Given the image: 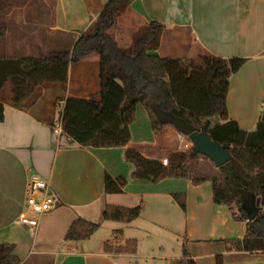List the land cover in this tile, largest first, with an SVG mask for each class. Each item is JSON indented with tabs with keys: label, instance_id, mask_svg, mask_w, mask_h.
Returning <instances> with one entry per match:
<instances>
[{
	"label": "crops",
	"instance_id": "crops-1",
	"mask_svg": "<svg viewBox=\"0 0 264 264\" xmlns=\"http://www.w3.org/2000/svg\"><path fill=\"white\" fill-rule=\"evenodd\" d=\"M106 2L52 0L49 31L72 42L96 20ZM12 16L0 23V57H22L34 47L40 51L42 44L29 41V34L22 33L32 32L27 21L17 23L21 35L10 33L15 27L9 19ZM151 20L164 25L156 53L168 58L167 79L179 102L207 114L212 123L234 119L241 129L253 130L264 106V0H132L109 32L119 46L128 47L133 34ZM220 80L224 88L216 90ZM100 88V61L94 52L68 66L66 82L38 85L21 107L13 105L11 81L3 84L0 243L17 246L25 232L32 230L18 217L24 208L27 180L37 174L50 183L57 202L41 215L35 228L38 234L49 231L58 239V248L38 249L40 257L51 258L52 264H176L183 246L197 264H217L218 255L223 264H263V252L238 250L225 243V239L241 238L246 222L233 219L226 205L213 202L210 181L196 184L189 177L168 175L156 181L135 178V164L126 151L134 149L161 161L160 142L170 138L166 131L170 125H162L159 132L153 128L149 141L131 134L125 145L116 147L84 146L52 132L67 97L100 100ZM133 116L151 126L142 107L138 106ZM105 174L124 179L121 192H105ZM174 193L184 194V209ZM107 205H142V211L130 222L106 220L102 212ZM253 206L246 203L247 213ZM78 217L99 226L113 222L107 227L111 234L91 239L94 232L83 240L66 239L69 224ZM133 230L141 236L132 234ZM153 236H159L160 241L153 243ZM141 237L150 241L147 251L140 246ZM130 238L137 241L134 253L105 250L106 244H122ZM169 238L177 241L180 256L165 253L164 242ZM19 259L18 264H28L27 258Z\"/></svg>",
	"mask_w": 264,
	"mask_h": 264
},
{
	"label": "trees",
	"instance_id": "trees-1",
	"mask_svg": "<svg viewBox=\"0 0 264 264\" xmlns=\"http://www.w3.org/2000/svg\"><path fill=\"white\" fill-rule=\"evenodd\" d=\"M131 1L107 0L96 20L74 38L66 50H40L36 55L22 57L1 56L0 89L7 80L11 81L13 105L21 107L38 85L66 82L70 64L78 62L89 53H96L100 61L101 98L67 97L61 113L63 134L84 146H123L131 139L129 124L138 106L145 110L151 127L157 132L164 124L177 130L165 118H159L158 111L163 112L165 117L171 115L188 121L198 129L205 127L211 139L226 144L230 154L229 161L218 167L217 171L197 173L193 162L199 154H194L192 148L170 152L167 166L158 159L147 158L137 150L128 149L126 157L135 164L133 175L151 181L166 175L189 177L196 184L210 181L213 202L226 205L233 219L246 222L244 235L241 238L225 239V243L238 250H259L264 253V120H259L253 130L247 131L241 129L234 119L212 123L207 114L197 113L182 105L167 79L168 58L156 53L164 25L158 21H149L133 34L128 47L119 46L114 35L109 32L116 18ZM28 3L29 0H0V8L9 13ZM222 82L220 80L214 86L216 90L224 88ZM213 108L217 109L218 104ZM3 119L4 106L0 102V121ZM124 184L123 178L105 174L106 193H119ZM174 198L184 209V194L174 193ZM248 201L254 203L252 212L255 215L252 218L248 217L245 207ZM141 211L142 205H107L102 217L126 223L138 217ZM242 211L246 214H242ZM98 228L99 223L78 217L69 224L65 238L83 240ZM136 246V239L130 238L122 244H106L105 250L134 253ZM12 249L11 244L0 243V264L20 262ZM216 263L223 264L221 255L217 256ZM176 264L197 262L183 246L182 256Z\"/></svg>",
	"mask_w": 264,
	"mask_h": 264
},
{
	"label": "rangeland",
	"instance_id": "rangeland-1",
	"mask_svg": "<svg viewBox=\"0 0 264 264\" xmlns=\"http://www.w3.org/2000/svg\"><path fill=\"white\" fill-rule=\"evenodd\" d=\"M51 5L52 0H29V3L26 5V11L23 12V8H14L12 11L13 13L11 15H7V13L4 12L2 8H0V23L7 20L8 16L13 20L14 28L10 29L13 30L10 33L17 35L21 32L20 29L17 27V23L22 22L23 20L27 21L28 27H30L32 32H22L23 34L27 35V38L29 41H36L41 45L40 50L42 51H50V50H66L71 46V41L65 37H62L58 33H51L49 31L48 26L51 24ZM10 13V12H9ZM8 21V20H7ZM11 24V21L9 22ZM17 26V27H16ZM33 44V43H32ZM33 46V45H32ZM14 54H17L14 52ZM21 54V53H20ZM24 56H32L38 54L37 48H30V51L28 53H23ZM212 66V65H210ZM216 69L214 70V78L216 75ZM176 88V86H175ZM135 114V113H134ZM133 114V115H134ZM56 116L58 117V112H56ZM157 116L161 119H164L165 116L163 112L158 111ZM134 120L130 123L131 127V134L134 138L137 140H151V137L153 136L154 129L149 126V123L144 122V120L141 117L136 118L133 116ZM168 133H170V138H168V141H162L163 145V153L160 157H167L169 156L171 151H185L190 148H184L183 147V141L179 139V132L175 130L173 127L169 128ZM185 138H187L185 136ZM161 139H159L160 141ZM176 140L178 142V145L176 143ZM167 143V144H166ZM192 148V147H191ZM168 165V164H167ZM165 165V166H167ZM193 168L196 170L197 173L203 172V173H212L214 171H217L214 167V164L211 160H209L206 156L199 154V156L194 160L193 162ZM140 221V220H139ZM113 222H102L99 226V229L95 231L94 236H92L91 239H94V237H105L109 236L111 233L108 230V225H112ZM154 228V227H152ZM131 230V229H130ZM153 230V229H152ZM155 232H158V230L155 228ZM132 234H137V236H141V232L139 231H131ZM153 243H157L160 241L159 236L152 238ZM58 239L53 237L52 234L49 233V231H40L39 234L35 231V229L27 230L24 234V238L17 246H13V253L18 256L19 258H27L28 264H52L53 260L49 257H40V254L38 252V249L40 248H58V244L56 243ZM150 241L145 238H140V246L143 247L145 251L148 250L147 245ZM165 247V253H167L169 256H180L181 251L178 247L177 241L175 239L169 238V240L164 242ZM157 252V251H156ZM157 254V253H155ZM55 260V259H54Z\"/></svg>",
	"mask_w": 264,
	"mask_h": 264
},
{
	"label": "built area",
	"instance_id": "built-area-1",
	"mask_svg": "<svg viewBox=\"0 0 264 264\" xmlns=\"http://www.w3.org/2000/svg\"><path fill=\"white\" fill-rule=\"evenodd\" d=\"M52 132L57 135L63 134L61 116L53 124ZM179 139L184 142V148L192 147V142L189 138H185V135L179 133ZM161 163L167 165L168 158H162ZM56 203V198L50 183L39 175L32 174L27 180L24 208L18 220L22 225L30 229H35L38 226L41 215L52 210Z\"/></svg>",
	"mask_w": 264,
	"mask_h": 264
},
{
	"label": "water",
	"instance_id": "water-1",
	"mask_svg": "<svg viewBox=\"0 0 264 264\" xmlns=\"http://www.w3.org/2000/svg\"><path fill=\"white\" fill-rule=\"evenodd\" d=\"M165 119L167 122L174 125L181 134L189 138L192 142L194 154L206 156L217 168L229 161L230 154L226 149V144H221L211 139L205 127L198 129L188 121L171 115H167ZM261 120H264V106L261 108ZM241 213L246 214L244 211ZM247 215L252 218L255 215V212L248 213Z\"/></svg>",
	"mask_w": 264,
	"mask_h": 264
}]
</instances>
